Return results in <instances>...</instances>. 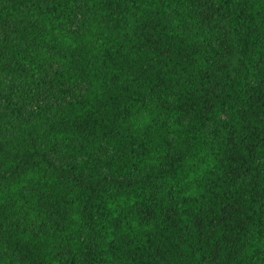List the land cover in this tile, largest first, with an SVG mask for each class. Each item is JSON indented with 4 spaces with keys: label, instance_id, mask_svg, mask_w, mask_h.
Here are the masks:
<instances>
[{
    "label": "trees",
    "instance_id": "1",
    "mask_svg": "<svg viewBox=\"0 0 264 264\" xmlns=\"http://www.w3.org/2000/svg\"><path fill=\"white\" fill-rule=\"evenodd\" d=\"M0 264H264V0H0Z\"/></svg>",
    "mask_w": 264,
    "mask_h": 264
}]
</instances>
